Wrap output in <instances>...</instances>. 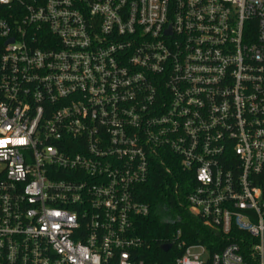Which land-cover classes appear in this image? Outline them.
Returning <instances> with one entry per match:
<instances>
[{"label":"built area","instance_id":"1","mask_svg":"<svg viewBox=\"0 0 264 264\" xmlns=\"http://www.w3.org/2000/svg\"><path fill=\"white\" fill-rule=\"evenodd\" d=\"M155 164L174 264H264V0H0V264H153Z\"/></svg>","mask_w":264,"mask_h":264},{"label":"trees","instance_id":"2","mask_svg":"<svg viewBox=\"0 0 264 264\" xmlns=\"http://www.w3.org/2000/svg\"><path fill=\"white\" fill-rule=\"evenodd\" d=\"M181 175L178 169H173L172 175H169L160 164H155L149 180L139 187V200L149 205L151 212L149 216L139 219L137 235L149 247L147 256L153 264H174V250L164 253L161 247L170 243L173 233L179 229H182L184 239L189 244L205 245L211 253L219 252L227 245L225 237L219 231L187 211L185 189H182L181 194H176L178 183L182 184L185 179ZM166 220L173 224H166ZM232 236L248 238L236 231Z\"/></svg>","mask_w":264,"mask_h":264},{"label":"water","instance_id":"3","mask_svg":"<svg viewBox=\"0 0 264 264\" xmlns=\"http://www.w3.org/2000/svg\"><path fill=\"white\" fill-rule=\"evenodd\" d=\"M166 224H173V222L169 221V220H166L165 221ZM172 246L170 245H164L161 247V250L164 252V253H168L170 251Z\"/></svg>","mask_w":264,"mask_h":264}]
</instances>
